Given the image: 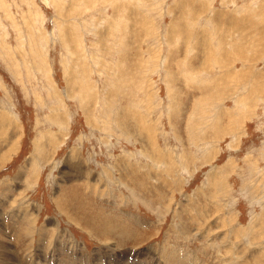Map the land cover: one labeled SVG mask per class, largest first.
I'll list each match as a JSON object with an SVG mask.
<instances>
[{
  "label": "rangeland",
  "instance_id": "rangeland-1",
  "mask_svg": "<svg viewBox=\"0 0 264 264\" xmlns=\"http://www.w3.org/2000/svg\"><path fill=\"white\" fill-rule=\"evenodd\" d=\"M0 124V264H264V0H0Z\"/></svg>",
  "mask_w": 264,
  "mask_h": 264
},
{
  "label": "crops",
  "instance_id": "crops-1",
  "mask_svg": "<svg viewBox=\"0 0 264 264\" xmlns=\"http://www.w3.org/2000/svg\"><path fill=\"white\" fill-rule=\"evenodd\" d=\"M3 120H5V119H3ZM13 145H14V142L12 143V147H13ZM8 147H9V148L7 149L8 151H6V155H5L4 158L2 159L1 163L4 162L5 158L9 156L8 154H9V149L11 148V145L8 146Z\"/></svg>",
  "mask_w": 264,
  "mask_h": 264
},
{
  "label": "bare ground",
  "instance_id": "bare-ground-1",
  "mask_svg": "<svg viewBox=\"0 0 264 264\" xmlns=\"http://www.w3.org/2000/svg\"><path fill=\"white\" fill-rule=\"evenodd\" d=\"M4 121V120H3ZM1 125V124H0ZM6 159H7V157H6ZM1 163V162H0ZM3 163V162H2ZM23 216V215H22ZM15 219V218H14ZM31 221V220H30ZM4 254V253H3ZM5 257V256H4ZM10 257V256H9ZM9 261V260H8ZM27 261V260H26Z\"/></svg>",
  "mask_w": 264,
  "mask_h": 264
}]
</instances>
